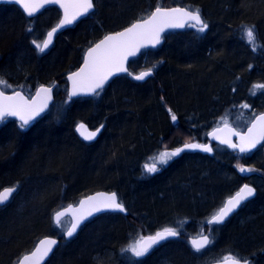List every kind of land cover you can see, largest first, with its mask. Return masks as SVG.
<instances>
[{
  "label": "trees",
  "instance_id": "trees-1",
  "mask_svg": "<svg viewBox=\"0 0 264 264\" xmlns=\"http://www.w3.org/2000/svg\"><path fill=\"white\" fill-rule=\"evenodd\" d=\"M149 1L150 5L154 6L153 3L157 0ZM161 2L162 6L198 8L208 23V29L202 34L191 29L168 33L159 48L148 50L152 54L151 64L158 63L152 77L144 82H136L127 75L116 77L105 91L104 94L108 95L111 92L115 93L116 88L126 87L120 92L123 93L120 98L125 103L123 110L127 118L133 120L131 128L126 130H131V135L139 133L144 138L142 141L148 145L143 149V144L140 145L141 139L137 141L127 139L129 147L125 152L124 163L120 166V170L125 171L128 176L127 182L99 181V184L94 186H78L71 178L63 176L58 178L62 166L59 165V159L56 160V155L51 156V151L53 152L51 147L41 148L40 142H34L33 149H36L38 155L36 162L28 159L25 153L33 133L49 123L53 131L65 127V131L63 130L66 133L65 139L77 143L82 149H92L98 142L107 138L110 130L108 114L100 117L90 114L91 119L86 118L87 116L80 117L92 125L105 121L100 136L91 144L83 142L75 130V122L79 118L73 117L74 106L78 101L91 102L90 99L71 101L69 106L67 105V115L63 120L58 122L43 117L26 132H20L17 129L18 124L13 120L0 126V188L15 183L20 185L18 195L16 193L10 203L0 208V264H12L17 257L27 251L25 249H28L38 236L56 235V230L51 228V211L62 199L63 205H66L101 189L114 190L121 195L123 188L126 187L130 193L134 191L138 200L144 204L146 194L143 189L155 190L162 182L166 170L151 178L140 180L139 159L155 146L159 139L161 143L165 141L172 147L182 141L207 142V132L213 128L216 119L226 116L230 110H235V106L242 100H248L256 105L257 113L263 111L260 100L264 101V94L252 96L251 89L255 83L264 82V47H257L253 51L243 36L242 26L254 25L256 38L260 45H264V0ZM48 10L52 13L55 9ZM107 10H111V6H104L101 3V20L98 25H91L92 19L89 18L80 20L74 27L58 35L50 53L38 56L30 44L29 36L23 30V22L28 19L17 6L0 5L1 19L7 24L5 31L0 34V75L12 83H16L14 77L20 79L31 77L37 81L36 83L52 81L56 85L55 102L60 101L65 105L69 102L65 76L67 72L79 66L83 49L94 44L109 31L118 30L132 22L129 20L122 25L109 27L107 25L109 13L117 15L121 14V10L116 12ZM137 14L138 12L134 17ZM96 32L99 34L95 35ZM144 52L139 59L137 58L138 60L131 63V67H135L134 63L145 64L141 63ZM117 99V95H112L108 100ZM101 104L98 105L99 109L104 108ZM168 109L177 116L175 123L172 122ZM139 130H143L142 133ZM188 154L194 156L195 164H199L202 159L206 161V164L194 174L182 175L176 180L184 189L178 194L179 198L196 205L194 208L185 205L184 208L189 211H194L203 202L209 201L215 190L227 189V193L231 194L235 192L234 187L239 185L244 177L234 169V160L264 175V157L261 152L238 159L237 153L227 149L224 154H227L228 158L223 159L226 162L222 165L215 163L214 154L200 152H186L177 160ZM211 169L214 170L215 178L208 181L207 175ZM251 175L245 178L250 180ZM227 176L233 177V180H227ZM130 184L133 190L129 188ZM75 185L79 190L73 193L71 190ZM193 185L198 187L197 191L191 190ZM157 194V198H163L162 200L169 197L166 191L159 188ZM52 201L54 203L49 205ZM123 202L128 207L127 216L101 214L88 221L71 240H65L61 234L59 236L61 243L46 264H127L125 258L120 256L119 249L125 244L130 230L153 229L165 222L149 226L154 214L148 205L144 204L146 208L139 210ZM170 209L173 210L171 206L165 207V210ZM174 209L176 210V207ZM206 212L198 215L182 214L176 220L188 217L190 219L188 229L200 224L202 233L210 234L211 225L206 224L204 220ZM219 227L222 229L212 238L211 246L204 251L195 252L187 241L190 235L188 229L181 228L177 230L179 236L162 243L142 262L207 264L231 254L238 258L250 257L253 264H264V188L258 186L257 196Z\"/></svg>",
  "mask_w": 264,
  "mask_h": 264
},
{
  "label": "rangeland",
  "instance_id": "rangeland-1",
  "mask_svg": "<svg viewBox=\"0 0 264 264\" xmlns=\"http://www.w3.org/2000/svg\"><path fill=\"white\" fill-rule=\"evenodd\" d=\"M161 1L162 0L155 1L153 3L154 7L157 5H161L162 3ZM101 3L104 6H111V10H107V11L116 12V10H119V9L121 10V14L113 15L112 12L111 14L109 13V17L107 18L108 19L107 25H109V27L122 25L123 23L128 22L129 20L133 21L135 17L136 18L144 17L148 15L153 8V6L150 5L149 0H96L97 7H96L95 14L91 18L92 19L91 25H94V24L98 25L99 21L101 20V17H100ZM136 12H138V14L134 17V14ZM27 19L28 20L23 22V30L29 36L30 44L35 49V46L31 43V41L36 40L38 43H42L49 29L52 28L54 25H56L57 22L59 21L60 13L56 9L52 13H50L49 10H46L34 18H27ZM4 22L5 21H3L0 16V34L1 32L5 31V26L7 24H5ZM28 28H31V32L26 30ZM187 29H191L192 31L199 33L196 29L189 28V27ZM96 34H99V32H96L95 35ZM199 34H202V33H199ZM90 41L91 40H89L88 43ZM54 46H52L49 50L45 51L44 53H38L36 49L35 51L38 56H43V55L50 53L53 50L52 48ZM85 48L83 50H85ZM148 50H145L144 57L141 60V63L143 62L145 63L143 64V66L145 67L138 68L139 71L148 69V68L157 69L158 67V63L157 65L151 64L152 54L149 53ZM178 54H180V52H178ZM138 59H135V61ZM134 66H137V64L134 63ZM147 66H151V67H147ZM14 78H15V81L17 80L18 81L16 83L7 82L9 85L12 86L11 88L7 90V92H15L17 90H23L26 93H30V91H32V88L29 87V84H27L25 80L20 79L19 77H14ZM262 84H264V82L255 83L252 86L251 92L255 94L263 95L264 88L255 87L257 85H262ZM107 88H104L102 91H100L99 96H92V97L86 98V99H90L91 102L78 101L77 105L74 106L75 109L72 111L74 118L81 117V116L82 117L87 116L86 118L91 119L89 118L90 114L97 116V117H100L104 114H108L110 116L108 120L109 125H110V130L108 132L107 138L98 142L95 145V147L92 149L90 148L82 149L77 143H74V142H71L65 139L64 137V135L66 134L64 133L65 127L60 128L59 131H53V129L50 128V123L44 124L43 126H41V128L37 129L33 133V137L26 147L27 151L25 153L28 159L36 162L38 155L36 154V149H33V147H34V142L37 141V142H40L41 148L47 147L49 149L51 147V149L53 150V152L51 151V156L56 155L57 156L56 160L59 159V162H60L59 165H61L62 167L58 174V178H60L61 176L71 178L78 186H87V185L94 186V185L99 184V181H104L107 183H111L112 181H115V180L127 182L128 176H126V172L120 170L121 169L120 166H122V164L124 163V159L126 157L125 152L129 147L127 143V139L136 140V141L138 139H141L140 145L143 144V149L147 148L148 145L147 143H145V141L144 142L142 141V139L144 138L139 133L131 135V130H126L127 128H131V124H133V120L130 118H127L123 110V106L125 105V103L124 101H121V98H120L122 97V94H123L120 92L124 90V88L126 87H123L120 89L116 88L115 93L111 92L108 95L104 94ZM112 95L113 96L117 95L118 99L108 100L110 97H112ZM252 96H254V94H252ZM100 103H102L101 105H104V108H101V109L98 108V105ZM260 103L262 105V110H264V101L260 100ZM69 104H70V101L67 102L65 105L63 104V102H60V101L55 102L53 106H51L50 110L48 111L45 117L47 119L58 121V122L60 120H63L67 115L66 109L68 108L67 105L69 106ZM245 104H247L249 107L247 108L243 107V105ZM255 106L256 105H254L248 100H242L235 106L236 107L235 110H230L229 113L227 112L226 116L224 115L216 119L217 122L212 127H215V126H218L224 123H228V124L236 126L240 130H244L246 126L250 123L252 117L255 114H257L258 110H257V107ZM70 111H67V112L69 113ZM143 112L146 113L145 110ZM82 121L83 120L79 118L77 122H75V130H76L77 124ZM102 123H105V121L102 120ZM1 124L2 123H0V125ZM68 124L69 122H67V125ZM59 125L61 126V123ZM67 125L65 124V126ZM95 126L98 127L99 124ZM95 126H93L94 127L93 129L97 128ZM26 127H30V125ZM26 129L28 128L22 129V131ZM142 129H144L143 125H142ZM142 131L143 130H141L140 133H142ZM160 141L161 139H159V144L161 143ZM186 142H189V141H186ZM157 146L148 150V152L142 158L139 159V164H138V170L141 172L140 177L138 176L140 180L151 178L153 175H157L161 173L162 171L166 170L165 174L163 175L162 182L160 183L158 187H156L155 190L149 191L146 188L143 189V191L146 194L144 196V204L148 205V208L154 214L153 221H150L151 226L152 225L155 226L156 224L165 222V224H161L157 227H154L153 229L149 228L148 230L149 233H154L157 230H161L165 227L174 228L176 230H180L181 228H187L188 223L190 222V219L188 217L184 216L181 219L176 220V218L181 217L182 214H194V215L197 214L198 215L204 211L205 212L207 211L206 217L204 218V220L206 221L210 216H212L221 207L226 197L230 196L231 193L228 192V194L225 195V193H227L228 191L227 189L226 190L225 189L215 190L213 193V197H211L209 201H205L206 203L205 202H203V204L201 203L202 205L194 209V211H189L185 209L184 208L186 207L185 205H189L193 208L196 207V205H193L192 203H188L184 201L183 199L179 198L178 194H181V189L182 190L184 189L179 185L178 182H176V180L182 175L190 176L191 174H194L195 171L197 172V170L201 169L203 165L206 164V161L202 159L201 162H199V164L198 163L195 164L193 163L195 161L194 156L189 155V154L185 155L183 159L176 161V159H179L180 157L184 155V154H180L179 156L170 160L167 165L162 166V165L157 164V167L159 169L157 172L147 173L145 169V165L152 164L154 162L152 159L153 157L157 156L162 151H166V150L172 151L178 148V146L172 147L170 144H168L165 141L161 143V146L159 148H157ZM214 148H215V153H214L215 163L219 164L221 159L223 160L226 157L228 158L227 154H224L227 151V148L220 146V145H216ZM168 165L171 167L169 168ZM244 167H249V166L244 165ZM213 172H214L213 169L209 171V174L207 175L208 181H211L213 178H215ZM251 174H252L251 179H250L251 182H253L257 186L264 188V175L261 174V172L259 171L252 172ZM226 179L230 181V180H233V177L227 176ZM75 186L71 190V192L73 193L74 192L76 193V191L79 190L78 186L76 187ZM238 186L239 185H236L234 187V191L237 190ZM129 188L133 190V186L131 184ZM158 188L167 192L169 196L168 199L162 200L163 198L162 199L157 198ZM197 189L198 187L196 185H193V187L191 186V190L197 191ZM123 190H122L121 195H119L120 200L125 201L128 206L134 209L136 207L139 210L146 208V205L142 204L138 200L134 191H131L130 193V191L126 190V187L123 188ZM143 191H141V193H144ZM53 203L54 201L50 202L49 205H52ZM62 205H63V199L61 201H58L55 207L52 209L51 219L53 218V214ZM170 206L171 208H173V210L171 209L170 211L165 210V207H170ZM175 207H176V210L174 209ZM200 223L202 224V222ZM69 224H70V221H65L60 225H55L51 222V228L53 230L55 229L57 233L60 234L67 229ZM29 228L31 229V227ZM221 229L222 228H220L217 225H212L210 228L211 237L213 238L217 236V234L220 232ZM188 231L190 235H199L202 233V225L197 224L195 228L192 227L188 229ZM145 234H147V232H143L142 228H136L132 232H130V234H128L125 244H123L121 248L119 249L120 256L122 258L123 257L125 258L124 260L127 262V264H133L134 259H140L144 261L145 259L150 257V254L158 246L162 244L161 243L159 245L154 246L149 251V253L146 255V257H143V258H134L132 257L130 252L121 251L122 249H127L130 245L137 243V241H139L140 238L143 237ZM40 236H38V238ZM36 240H34V242L29 248H32L34 246L33 244L36 242ZM169 240L170 239L166 241H169ZM25 241H27V239H25ZM14 249L15 247H13V250ZM28 249H25V250H28ZM17 258L14 260L12 264H15Z\"/></svg>",
  "mask_w": 264,
  "mask_h": 264
},
{
  "label": "snow or ice",
  "instance_id": "snow-or-ice-1",
  "mask_svg": "<svg viewBox=\"0 0 264 264\" xmlns=\"http://www.w3.org/2000/svg\"><path fill=\"white\" fill-rule=\"evenodd\" d=\"M3 2L21 5L29 17L33 16L41 8L45 7V5H58L63 9V18L51 31L47 32L46 39L42 43H38L36 40L31 41L38 53H44L49 48L54 35L59 29L72 24L79 17L86 16L95 8L93 0H3ZM186 25L189 28L196 29L199 33H204L208 29V23L202 19L198 8L193 10L180 7L167 9L156 6L154 11H151L145 17L138 18L123 31L105 35L99 43H96L94 47L87 51L83 67L69 76V79L72 81V89L68 97L69 100L72 97L82 94L99 96L100 91L98 90L102 91L109 77L116 73L125 72L131 76L132 74L125 67V62L129 56L136 55L142 48H147L148 46L155 47L159 44L161 33L166 28H184ZM26 30L31 32V28ZM242 33L253 51L257 47H264V45L259 44L256 38L254 25H243ZM151 75L152 70L149 69L148 71H143L133 76V79L144 81L146 77ZM11 87L6 80L0 77V123H3L8 116H18L21 121L19 127L25 129L30 120L39 115L47 107V101L51 98L52 88L40 86L35 97L30 100L19 91H15L14 95H6L5 92ZM255 87L264 88V84ZM37 99H41V103L37 104ZM243 107L247 108L249 106L245 104ZM168 111L171 113L172 122L175 123L177 116L172 113L171 109H168ZM103 127L104 125L101 124L95 131H89L85 124L80 123L77 125L76 131L83 140L93 141ZM216 131H219V129ZM216 131L210 133V135L220 140L221 143L227 144L230 148L238 149L240 153L249 152L261 140H264V114L256 118V121L245 134L229 129L230 135L239 137L238 144L232 143L229 139H221L216 135ZM185 149H200L204 152L213 151L207 144L186 143L182 148H176L172 151H162L153 157L154 162L150 165H145L146 172H157L159 170L157 164L162 166L167 165L170 160L179 156ZM237 167L239 172L243 174L256 171V169L251 167L241 165H237ZM18 187L19 185L17 184L0 190V207L6 206L10 202L13 193L17 192ZM255 195L256 189L248 184H244L205 223L208 225L223 224L230 214L235 212L244 202L249 201ZM80 205L81 208H84L85 205L88 207L84 211H81L79 215L74 216L71 228L66 232L67 238H72L81 223L89 217H92L94 213L126 211L123 203L118 201L117 195L114 192L111 194L100 193L97 196L89 197L87 200L81 201ZM65 214V211H57L53 218L55 224L60 225L61 217ZM179 235L180 233L176 229L165 227L161 231H157L154 235L141 237L137 243L121 251L130 252L134 258H143L153 248V245H157L161 241H166L169 238ZM211 243L213 241L209 239L208 235L201 234L198 238L191 240V247L195 252H201ZM56 244L57 241L54 239L40 241L39 246L30 255L23 256L19 264H41V261L48 257ZM241 260L246 261V258L241 257L237 259L236 257H232L229 264H240ZM133 264H143V262L140 259H134Z\"/></svg>",
  "mask_w": 264,
  "mask_h": 264
},
{
  "label": "water",
  "instance_id": "water-1",
  "mask_svg": "<svg viewBox=\"0 0 264 264\" xmlns=\"http://www.w3.org/2000/svg\"><path fill=\"white\" fill-rule=\"evenodd\" d=\"M93 3H94V0H93ZM1 4H9V5H15V6H17L27 18H34V17H36L37 15H39L42 11H44V10H45L46 8H48V7H57V8L61 11V17H60L59 21L57 22V24H58V23L60 22V20L63 18V9H61L58 5H45V7L41 8V9H40L38 12H36L33 16L29 17V16L26 14V12L24 11V9H23V7H22L21 5H17V4H15V3H11V2L5 3V2H3V0H0V5H1ZM160 7H162V8H167V9L175 8V7H180V8H187V9H189V10H193V9L188 8V7H186V6H179V5H175V6H165V7L160 6ZM94 10H95V8H94L92 11H90L86 16H88V15H89L91 12H93ZM154 10H155V8H154L152 11H154ZM200 14H201V12H200ZM86 16L79 17V18H77L72 24H70V25H66L64 28L59 29V30L57 31V33L54 35V37H53L52 44H51V45L49 46V48L46 49L45 51L49 50V49L53 46V44H54V42H55L57 36H58L62 31L66 30V29H68V28L73 27L77 22H79L81 19L85 18ZM201 17H202V19H204L202 14H201ZM204 20H205V19H204ZM135 21H136V20H135ZM135 21H133V22H135ZM133 22H132V23H133ZM57 24H56V25H57ZM56 25H54L53 27H55ZM130 25H131V23H130L129 25L123 27V28L118 29V30L110 31V32L106 33L105 35L114 34V33H116V32L123 31L126 27H129ZM53 27H52V28H53ZM52 28H50L49 31H51ZM186 28H187V25H186L184 28H166V29L161 33V36H160V43H159V44H157L155 47L148 46L147 48H142V49H140V51H139L136 55H134V56H129V57L127 58L126 62H125V67L128 69V72H130V71H129V63L131 62V60L137 58V57H138L143 51H145V50H147V49H156V48H158L159 46H161V44H162V42H163V38H164V36H165L167 33L171 32V31H176V30H177V31H181V30H184V29H186ZM49 31H48V32H49ZM46 34H47V33H46ZM105 35H104V36H105ZM104 36H103V37H104ZM103 37L100 38L98 41H96L93 45H91L90 47L87 48V50L85 51V53H84V55H83V58H82V61H81V63L79 64V66H78L75 70L69 72V73L66 75V80H67V84H68V97H69V93L71 92V89H72V81L69 79V76H70L72 73L79 71V69H80L81 67H83V62H84V59H85V57H86V53H87V51H88L90 48L94 47L96 43H99V41L102 40ZM45 39H46V36H45ZM148 70H149V69H146V70H143V71H148ZM151 70H152V75L149 76V77H146L145 80H147L148 78H150V77H152V76L154 75V69H151ZM143 71H140V72H143ZM140 72H139V73H140ZM139 73H137V74H139ZM127 74H128V73L120 72V73H116V74L110 76L109 79L107 80V82L104 84L103 89L106 88V87L108 86V84H109L114 78H116V77H118V76H121V75H127ZM137 74H133V76H135V75H137ZM134 80H135V79H134ZM145 80H144V81H145ZM136 81H137V80H136ZM138 82H143V81H138ZM40 86L51 87V88H52V92H51V94H50V95H51V98L47 101V107H45L44 110H43L42 112H40L39 115L35 116L32 120H30V122H29V124H28L27 126L31 125L33 122H35L36 120H38L39 118H41L43 115H45V114L50 110V108H51V106H52V104H53V102H54V98H55V89H54L52 86L48 85V84H40V85L36 88L35 92L33 93V95H32L31 97H28L23 91H21V90H17V91L21 92V94H22L23 96H25L26 98H28V99L31 100L32 98L35 97L36 92H37V90L39 89ZM98 91H101V90H98ZM5 94H6V95H14V92H5ZM92 96H93V95H83V94H82V95H80V96L72 97L71 99H77V98H82V97H92ZM39 103H41V99H37V104H39ZM261 114H264V111H262V112L256 114V115L254 116V118L250 121L249 125L245 128V130H238L235 126H233V125H231V124H228V123H224V124H222V125H219V126H215V127H213V128L207 133V142H194V141H192V142H187V143L207 144V145H209V146L213 149L212 152H204V151H202V150H200V149H185V151H196V152H200V153H203V154L213 155V154H214V145H221V146H224V147L228 148V149L231 150V151L236 152V153L238 154V156H240V157H242V156H244V155H249V154L253 153L257 148H259V147L264 143V140H261L260 143H258L257 146H256L254 149H252L251 151L246 152V153H240V152L238 151V149H233V148L228 147L227 144L221 143L220 140L215 139L212 135H210V133H213L214 131H216L217 129H219V131H216V135H217V136H219L221 139H229V140H231L232 143H236V144H238V143H239V137L234 136V135H230L229 129H232V130H235V131H237V132H240L241 134H245V133H247V130L252 126V124L256 121V118H257L258 116H260ZM6 118H10V119H12V120H15V121L21 123V121H20V119H19L18 116H8V117H6ZM87 129H88V128H87ZM88 130H89V129H88ZM184 144H186V143H184ZM184 144H182L179 148H182V147L184 146ZM242 174H243V173H242ZM247 174H248V173H247ZM243 175H246V174H243ZM244 184H248V185H250L251 187H254V188L256 189V195H255L254 197L250 198L249 201H251V200H253V199L257 196V194H258V188H257V186H256L255 184H253V183H251V182H249V181H246V182H244V183L239 187V189H240ZM11 186H14V185L4 186L3 188L11 187ZM3 188H1L0 190H2ZM239 189H238L237 191H239ZM17 190H18V189H17ZM237 191H236V192H237ZM113 192L116 193L117 198H118V201L121 202L117 191H114V190H102V189H101V190L94 191V192H92V193H89V194H87V195L81 197L76 203H71V204H68V205H66V206H64V207L59 208L57 211H65V213H66L63 217H61V220L64 219V218H69V219H70V224H69L68 228H67V229L65 230V232H64V239H65V240H71L72 238H74V237L79 233L80 229H81V228H82V227H83L88 221H90L91 219H93L94 217H96V216H98V215H101V214H104V213H121V214H123V215H127V214H128V211H127L126 206H125L124 204H123V205H124V208L126 209L125 212L106 211V212H102V213H94V215H93L92 217H89L87 220H85V221H83V222L81 223L80 227L77 229L76 233H74V235H73L72 238H67V237H66V232H67V230H69V229L71 228V225H72V222H73V218H74V216L79 215V213H80L81 211H84V210L88 207L87 205H85L84 208H81V205H80V202H81V201L87 200V198H89V197L97 196V194H100V193L111 194V193H113ZM236 192H235V193H236ZM16 193H17V192L13 193V196H15ZM235 193H234V194H235ZM234 194L230 195L229 197L233 196ZM229 197H227V198L225 199L224 203L226 202V200H227ZM12 198H13V197H12ZM12 198H11V199H12ZM249 201L244 202V203L240 206V208H238L235 212H233L232 214H230V215L228 216V218L224 221V223L221 224V225H224V224H225V223H226V222H227V221H228V220H229L234 214H236V213H237V212H238V211H239V210H240V209H241L246 203H248ZM224 203L222 204V206L224 205ZM222 206H221V207H222ZM3 207H4V206H3ZM57 211H56V212H57ZM56 212H55V213H56ZM55 213H54V214H55ZM53 218H54V215H53ZM210 218H211V217H210ZM210 218H209V219H210ZM54 223H55V222H54ZM221 225H217V226H221ZM160 231H161V230H160ZM155 233H156V232H155ZM155 233L147 234V235H145V236H143V237H147V236H150V235H154ZM200 235H201V234H200ZM200 235H194V236H189V237H188V244H189L190 247H191V240L194 239V238H198ZM203 235H208V236H209V239L212 240L211 235H209V234H203ZM172 238H174V237H172ZM45 239H54V240L57 241V244H56L55 247H53L52 252L49 253L48 257L44 258V259L41 261V264H45V263H46V262L52 257V255L55 253L56 248H57V246H58V244H59V242H60L59 237L52 236V235H46V236H43L42 238H40V239L37 241L35 247H34L31 251H29V252L23 254V255L20 257L19 261H18L16 264H19V262H20V260H21V258H22L23 256H25V255H30V254H31V253H32V252H33V251L39 246V242L42 241V240H45ZM169 239H170V238H169ZM163 242H165V241H161L159 244H161V243H163ZM159 244H157V245H159ZM210 245H211V244H210ZM210 245H208V246H207L205 249H203L202 251L206 250L208 247H210ZM154 246H156V245H153V247H154ZM191 248H192V247H191ZM232 257H234V256H226V257H224V258H222V259L215 260V261H211V262H209V263H207V264H229V261H230V259H231ZM236 258H237V257H236ZM237 259H239V258H237ZM240 264H252V260L249 259V258H247L246 261H245V260H241V261H240Z\"/></svg>",
  "mask_w": 264,
  "mask_h": 264
},
{
  "label": "bare ground",
  "instance_id": "bare-ground-1",
  "mask_svg": "<svg viewBox=\"0 0 264 264\" xmlns=\"http://www.w3.org/2000/svg\"><path fill=\"white\" fill-rule=\"evenodd\" d=\"M157 6H162V5H157ZM171 6H175V5H171ZM155 7H156V6H155ZM155 7L153 6L152 10H153ZM163 7H165V6H163ZM186 7H187V6H186ZM188 8H191V7H188ZM191 9H194V8H191ZM152 10H151V11H152ZM94 11H96V6H95V10H94ZM94 11H93V12H94ZM200 12H201V11H200ZM201 14H202V12H201ZM144 17H145V16H144ZM137 19H138V18L135 17V18L133 19V21H135V20H137ZM133 21H132V22H133ZM73 27H74V26H73ZM71 28H72V27H71ZM187 28H188V27H187ZM187 28H186V29H187ZM184 30H185V29H184ZM176 31H177V30H176ZM109 32H110V31H109ZM171 32H173V31H171ZM169 33H170V32H169ZM167 34H168V33H167ZM167 34H166V35H167ZM166 35H165V36H166ZM103 36H104V35H103ZM103 36H102V37H103ZM165 36H164V37H165ZM57 37H58V36H57ZM102 37H101V38H102ZM56 40H57V38H56ZM56 40H55L54 44L56 43ZM163 40H164V38H163ZM54 44H53V46H54ZM91 45H93V44H91ZM91 45H89L88 47H90ZM88 47H87V48H88ZM87 48H85V50L83 51V55H84L85 51L87 50ZM147 50H148V49H147ZM82 58H83V57H82ZM132 63H133V61H132ZM142 66H143V65L140 64V65L135 66L134 68H135V69H138V68H140V67H142ZM77 67H78V66L74 67L71 71L75 70ZM131 68H133V67H131ZM148 69H154V73H155V71H156L155 68H148ZM144 70H146V69H144ZM71 71H69V72H71ZM140 71H143V70H140ZM140 71H139V72H140ZM69 72H67L66 75H67ZM139 72H137V73H139ZM0 73H1V72H0ZM137 73H136V74H137ZM132 75H133V74H132ZM0 77H2V78H3L4 80H6L7 82H10V81H8L6 78H4L3 76L0 75ZM65 78H66V76H65ZM23 80H25L26 83L29 84V87L32 88V91H30V93H26V92H24L23 90H21V91H23L28 97H31V96L33 95V93L35 92L36 88H37L40 84H48V85L52 86L54 89H55V87H56V85H55L52 81L47 82V83H38V84H37V83H36L37 81H36V80H33L31 77H27V79L23 78ZM17 81H18V80H17ZM17 81H16V82H17ZM36 84H37V85H36ZM67 96H68V93H67ZM68 99H69V98H68ZM69 101L71 102L72 100H69ZM54 103H55V98H54V102H53V104H54ZM53 104H52V106H53ZM263 111H264V110H263ZM261 112H262V111H261ZM47 113H48V112H47ZM47 113H46V114H47ZM258 113H260V112H258ZM258 113H257V114H258ZM46 114L43 115V116H42L41 118H39L38 120H36L35 122H33V123L30 125V127H29L28 130H30V128H31V127H32L37 121H39L40 119H42L43 117H45ZM255 115H256V114H255ZM255 115H254V116H255ZM254 116H253V118H254ZM76 118H77V117H76ZM78 118H80V117H78ZM78 118H77V119H78ZM253 118H252V119H253ZM81 120H84V119L82 118ZM80 123H81V122H80ZM80 123H78V124H80ZM78 124H77V125H78ZM101 124H102V123H101ZM101 124L99 123V126H100ZM85 125L87 126V128H88L89 131H90V128L88 127V125H87V124H85ZM91 125H92V124H91ZM103 125H104V123H103ZM93 126H94V125H93ZM99 126H98V127H99ZM95 127H97V126H95ZM98 127H97V128H98ZM93 128H94V127H93ZM28 130H27V131H28ZM95 130H96V129H95ZM210 130H211V129H210ZM210 130H209V131H210ZM209 131H208V132H209ZM101 132H102V129H101ZM208 132H207V133H208ZM193 141H194V142H202V141H198V140H193ZM189 142H192V141H189ZM184 143H187V142H186V141H182L179 145H177L178 148H179L182 144H184ZM158 144H159V142L156 143L155 146H157ZM155 146L151 147V149L154 148ZM160 146H161V143L157 146V148H159ZM186 152H196V151H183V152H181V153H186ZM238 159H240V158H238ZM241 159H242V157H241ZM176 160H177V159H176ZM174 161H175V160H174ZM174 161H173V162H174ZM228 161L231 162V160H228ZM173 162H171V163H173ZM225 162H226V160H222V159H221L219 164L222 165V164H225ZM171 163H170V164H171ZM170 164H169V165H170ZM233 164H234V165H233V166H234V169H235L236 171H238V167H237V165H241V166H244V165H245V164H243V163H238L236 160L233 161ZM169 165H168V166H169ZM168 166H167V167H168ZM167 167H166V168H167ZM17 184H18V183H15V184H13V185H17ZM7 186H8V185H7ZM3 187H4V186H3ZM18 191H19V189H18ZM227 194H228V193H226L225 195H227ZM118 195H119V194H118ZM84 196H85V195H84ZM81 197H83V196H81ZM81 197H80V198H81ZM228 197H229V196H228ZM80 198H78L76 201L71 202V203H76ZM119 198H120V197H119ZM226 198H227V197H226ZM120 201L126 206V204L123 202V200H120ZM249 202H250V201H249ZM71 203H68V204H71ZM223 203H224V202H223ZM68 204H66V205H68ZM246 204H247V203H246ZM246 204H245V205H246ZM66 205H63L62 207L66 206ZM245 205H244V206H245ZM244 206H243V207H244ZM60 208H61V207H60ZM127 208H128V207L126 206V209H127ZM127 211H128V209H127ZM238 212H239V211H238ZM238 212H237V213H238ZM237 213H236V214H237ZM104 214H106V213H104ZM112 214H121V213H112ZM128 214H129V211H128ZM128 214H127V215H128ZM122 215H123V214H122ZM127 215H124V216H127ZM234 215H235V214H234ZM234 215H233V216H234ZM233 216H232V217H233ZM210 217H211V216H210ZM210 217H209V218H210ZM232 217H231V218H232ZM209 218H208V219H209ZM208 219H207V220H208ZM63 222H65V221H63V219H62V220H61V224H62ZM52 223L55 224L53 218H52ZM55 225H57V224H55ZM149 226H151V224H149ZM149 226H148V227H149ZM211 226H212V225H211ZM142 229H143V232H147V231L149 230V228H147V229H146V228H142ZM189 229H190V228H189ZM161 230H162V229H161ZM132 231H133V230H130V232H132ZM157 231H160V230H157ZM157 231H156V232H157ZM56 232H57V231H56ZM130 232H129L128 234H130ZM154 233H155V232H154ZM201 234H207V233H201ZM189 236H194V235H189ZM189 236H188V237H189ZM187 241H188V238H187ZM226 256H234V255L229 254V255H226ZM226 256H225V257H226ZM234 257H237V256H234ZM223 258H224V257H223ZM237 258H238V257H237ZM246 259H247V258H246ZM249 259H251V258L249 257ZM251 260H252V259H251ZM252 264H253V261H252Z\"/></svg>",
  "mask_w": 264,
  "mask_h": 264
},
{
  "label": "flooded vegetation",
  "instance_id": "flooded-vegetation-1",
  "mask_svg": "<svg viewBox=\"0 0 264 264\" xmlns=\"http://www.w3.org/2000/svg\"><path fill=\"white\" fill-rule=\"evenodd\" d=\"M94 4H95V6L97 7V5H96V0H94ZM51 8H54V9H56V10H58L59 11V13H60V17H61V11L57 8V7H48L47 9H45L44 11H46V10H48V9H51ZM43 11V12H44ZM42 12V13H43ZM95 12L96 11H94V12H91L88 16H86L85 18H83V19H87V18H89V19H91L92 17H93V15L95 14ZM82 20V19H81ZM78 23V22H77ZM63 32V31H62ZM132 61H134V59L133 60H131V62L129 63V70H130V72L129 73H131V74H136L137 72H139V70L138 69H135V68H131V63H132ZM124 76V75H123ZM127 76H129V78H131L132 80H134L133 79V75H129V74H127ZM120 77V76H119ZM134 81H136V80H134ZM146 81V80H145ZM136 82H138V81H136ZM144 82V81H143ZM111 83V82H110ZM87 97H85V98H77V99H86ZM77 99H71L72 101H74V100H77ZM5 120H7V121H5ZM4 121V123H2L0 126H2V125H4V124H6V123H8L11 119H9V118H6ZM13 121H15V120H13ZM17 124H20V122H17V121H15ZM81 123H83V124H87L88 125V127L90 128V131H95V129H93V125H91V124H89V122H87V121H85V120H83ZM26 128H28L29 129V127H26ZM77 128V127H76ZM17 129L20 131V132H26L28 129H26V130H23L22 131V129L19 127V125H17ZM78 133V132H77ZM100 134H101V131L99 132V134L97 135V137L93 140V141H85V140H83V138L79 135V133H78V136L80 137V139L83 141V142H85V143H87V144H91V143H93V142H95L97 139H98V137L100 136ZM232 152H234V151H232ZM259 152H261L262 154H263V157H264V143L259 147V148H257L252 154H254V153H259ZM236 153V152H235ZM180 154H184V153H180ZM238 155V154H237ZM243 157V156H242ZM238 158H240L241 159V157L240 156H238ZM238 172H239V170H238ZM240 173V172H239ZM240 175H242V177H244L243 179H242V182L239 184V186H238V188H237V190L239 189V187L244 183V182H246V181H249V182H251L250 180H248V178H245V177H249L250 175H251V173H248V174H246V175H243L242 173H240ZM251 183H253V182H251ZM254 184V183H253ZM257 186V185H256ZM1 188H3V187H1ZM0 188V189H1ZM257 188H258V186H257ZM18 189H19V187H18ZM236 190V191H237ZM235 191V192H236ZM17 192H18V190H17ZM234 192V193H235ZM233 193V194H234ZM232 195V194H231ZM15 196H13V198H14ZM12 198V199H13ZM11 199V200H12ZM11 200H10V202H11ZM225 201V200H224ZM9 202V203H10ZM5 207V206H4ZM0 208H3V207H0ZM54 215V214H53ZM63 221H70V219L69 218H64L63 219ZM65 232V231H64ZM64 232H62V233H60V234H58L57 232H56V235H52V236H56V237H59V236H61V234H63L64 235ZM46 235H51V234H44V235H41L37 240H36V242L33 244L34 246L32 247V248H29L26 252H24L23 254H25V253H27V252H29V251H31L34 247H35V245H36V243H37V241L40 239V238H42L43 236H46ZM59 239H60V237H59ZM61 242H59V244H60ZM59 244H58V246H59ZM58 246H57V248H58ZM56 248V249H57ZM23 254H21L18 258H17V260H16V262H15V264L19 261V259H20V257L23 255ZM50 260V259H49ZM48 260V261H49ZM47 261V262H48ZM46 262V263H47ZM45 263V264H46Z\"/></svg>",
  "mask_w": 264,
  "mask_h": 264
}]
</instances>
